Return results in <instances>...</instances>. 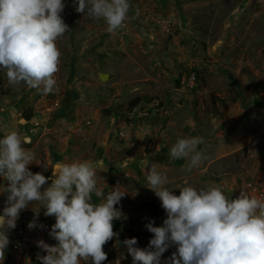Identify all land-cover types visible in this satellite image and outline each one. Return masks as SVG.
Returning <instances> with one entry per match:
<instances>
[{"label":"rangeland","instance_id":"rangeland-1","mask_svg":"<svg viewBox=\"0 0 264 264\" xmlns=\"http://www.w3.org/2000/svg\"><path fill=\"white\" fill-rule=\"evenodd\" d=\"M63 2L70 31L56 42L55 90L9 84L0 69V139L12 130L28 138L29 169L46 177L56 162L94 161L104 196L93 194V203L117 185L127 192L116 205L118 238L105 245L113 258L102 264L121 254L119 264H133L123 241L135 237L136 247H147L154 234L145 225L167 218L149 188L145 157L175 195L216 185L232 199L242 190L264 199V0H129L124 25L111 33L103 18L77 12L78 0ZM189 135L204 138L203 159L191 169L190 159H168ZM3 192L0 186V214ZM44 211L39 216L53 225ZM175 252L170 244L161 264Z\"/></svg>","mask_w":264,"mask_h":264},{"label":"clouds","instance_id":"clouds-1","mask_svg":"<svg viewBox=\"0 0 264 264\" xmlns=\"http://www.w3.org/2000/svg\"><path fill=\"white\" fill-rule=\"evenodd\" d=\"M64 8L63 0H0V69L6 70L9 84L23 82L43 94L55 90L61 57L56 42L70 31L61 15ZM130 8L129 0H78L76 11L103 18L111 33L124 25ZM26 143L30 140L16 130L0 139V177L7 182L0 214V262L5 260L8 232L15 229L20 212L39 202L27 226L45 227L37 224L43 207L45 216L55 217L49 236L57 241L56 245L36 241L46 252L37 256L41 264H81L82 260L102 264L108 259L104 246L118 238L113 222L123 213L116 205L127 192L117 185L102 202L93 203V194L104 196L97 187L94 161L56 162L52 176L46 177L30 171L35 153L22 146ZM203 143L202 136L178 138L168 159H190L189 168L198 167L203 155L197 149ZM143 166L167 218L163 226H154V221L145 225L154 234L147 247H136L135 237L123 241L133 264H161L170 244L177 246L170 264H264V199L243 190L232 199L216 185L199 190L186 186L175 195L165 187L168 178L154 162L145 157ZM123 258L121 254L119 259Z\"/></svg>","mask_w":264,"mask_h":264},{"label":"built area","instance_id":"built-area-1","mask_svg":"<svg viewBox=\"0 0 264 264\" xmlns=\"http://www.w3.org/2000/svg\"><path fill=\"white\" fill-rule=\"evenodd\" d=\"M6 185L7 182L0 177V186L4 188ZM262 197L258 195L257 198ZM33 219L34 214L31 212L20 213L15 229L8 232L10 243L5 250L3 264H37L40 261L37 256L46 255V252L37 246L36 241L44 240L49 245L57 244V241L49 236L52 224L48 219L39 216L37 224L45 227L29 229L27 225Z\"/></svg>","mask_w":264,"mask_h":264},{"label":"trees","instance_id":"trees-1","mask_svg":"<svg viewBox=\"0 0 264 264\" xmlns=\"http://www.w3.org/2000/svg\"><path fill=\"white\" fill-rule=\"evenodd\" d=\"M138 103H139V100H135V101H134L132 104H130V105H131V107H135ZM120 227H121V223H120L118 220H116V221L113 222V230H114V231L118 230ZM105 250H106V248H105V246H104V251H105ZM105 252L109 253V254H107V256H108V260H110V259L113 258V254H112V253L108 252L107 250H106Z\"/></svg>","mask_w":264,"mask_h":264},{"label":"crops","instance_id":"crops-1","mask_svg":"<svg viewBox=\"0 0 264 264\" xmlns=\"http://www.w3.org/2000/svg\"><path fill=\"white\" fill-rule=\"evenodd\" d=\"M33 208H34V205L32 204V203H30L29 205H28V207L26 208V209H24V210H22L21 212H23V211H27V212H32V213H34V211H33ZM20 212V213H21ZM42 213V212H41ZM43 214V213H42ZM0 264H3L2 262H0Z\"/></svg>","mask_w":264,"mask_h":264},{"label":"water","instance_id":"water-1","mask_svg":"<svg viewBox=\"0 0 264 264\" xmlns=\"http://www.w3.org/2000/svg\"><path fill=\"white\" fill-rule=\"evenodd\" d=\"M100 80H102V81L105 80V76L101 75Z\"/></svg>","mask_w":264,"mask_h":264}]
</instances>
